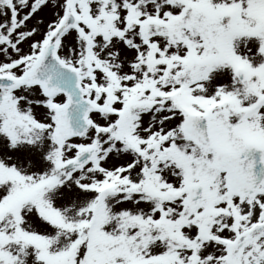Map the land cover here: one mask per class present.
<instances>
[{
    "label": "snow or ice",
    "instance_id": "6c2138e0",
    "mask_svg": "<svg viewBox=\"0 0 264 264\" xmlns=\"http://www.w3.org/2000/svg\"><path fill=\"white\" fill-rule=\"evenodd\" d=\"M0 264H264V0H0Z\"/></svg>",
    "mask_w": 264,
    "mask_h": 264
}]
</instances>
